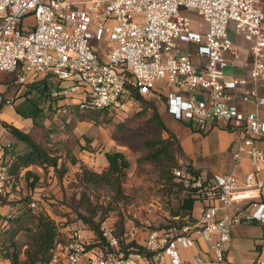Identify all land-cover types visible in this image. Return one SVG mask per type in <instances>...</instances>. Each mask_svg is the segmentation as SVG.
<instances>
[{
    "label": "built area",
    "instance_id": "1",
    "mask_svg": "<svg viewBox=\"0 0 264 264\" xmlns=\"http://www.w3.org/2000/svg\"><path fill=\"white\" fill-rule=\"evenodd\" d=\"M183 10L200 16L197 28ZM236 37L251 54L249 67ZM92 40L115 46L102 56ZM228 66L234 74L223 73ZM0 71L18 84L50 75L89 109L119 110L161 87L170 116L202 132L225 123L236 136L234 160L251 163L243 176L208 177L183 162L173 173L197 197L198 216L146 232L132 226L124 242L138 245L126 248L112 225H101L100 235L76 227L55 242L45 264H227L232 228L243 222L260 225L251 264H264V0H0ZM10 104L0 93V106ZM23 187L0 143V207ZM29 204L36 207L34 197ZM5 214L0 264H13L1 254ZM198 239L206 254L185 256Z\"/></svg>",
    "mask_w": 264,
    "mask_h": 264
},
{
    "label": "rangeland",
    "instance_id": "2",
    "mask_svg": "<svg viewBox=\"0 0 264 264\" xmlns=\"http://www.w3.org/2000/svg\"><path fill=\"white\" fill-rule=\"evenodd\" d=\"M183 12L192 18L194 28H197L200 16L194 11ZM92 44L102 56H105L104 49L115 46V43L108 40L102 43L92 40ZM239 47L242 61L249 67L250 56L246 43ZM234 72L231 66L223 70L226 75H232ZM19 88L15 75L0 71V93L4 97L19 99L26 86L21 87L20 93ZM162 92V88L157 87L153 92L155 94H152L156 95V98H151L159 112L165 111ZM78 101V95H73L68 97L65 103L73 106ZM4 107L5 105L0 106V110L2 109L0 116L24 131H29L45 147L56 151L55 154L60 156L61 169H66L64 173H60L52 167L48 169L41 166L32 167L40 177L35 188L30 189V197H34L36 201L34 211L53 216L61 231V237L66 233L65 228L69 230L79 226L88 227L79 218L78 213H83L87 217L94 216L96 221H102L101 225H112L118 232L121 231L123 224V233L128 232L132 226L139 227L143 232L161 229L180 216L176 215V212L189 191L175 177L173 169L186 161L181 159L182 153L179 149L175 152L177 165L169 167L168 164L158 165L147 160L148 153L142 141L147 138L166 137L167 133L160 132L149 122L148 119L153 114L152 109L145 110L141 102L126 105L111 115L110 122L100 124H96L88 117L73 115L70 108L66 111L61 110L46 120L45 129L34 127L28 119L12 121L11 108ZM1 130L3 127H0V134ZM5 134L4 129L0 135V141L4 143ZM116 149L123 151L130 163L122 183V194H117L107 186L86 183L82 176L83 167L96 172L106 170L108 162L104 152ZM22 181L26 192L28 186L24 180ZM33 181L31 177L30 182ZM4 206L2 203L0 212H10L11 204ZM30 215L21 218L16 228L9 232L10 235L15 230L14 240L23 260L26 259L24 251L30 243L26 227L33 226L36 221L35 214ZM7 239L4 235V245L8 244Z\"/></svg>",
    "mask_w": 264,
    "mask_h": 264
},
{
    "label": "trees",
    "instance_id": "3",
    "mask_svg": "<svg viewBox=\"0 0 264 264\" xmlns=\"http://www.w3.org/2000/svg\"><path fill=\"white\" fill-rule=\"evenodd\" d=\"M19 86V93L21 92V87L26 86V90L20 95L19 99L12 100L15 111L23 118H30L33 126L39 129H45L46 120L61 110L66 111L69 108L73 115L88 117L96 124L110 122L111 115L118 111L108 107L100 109L84 108L81 107L80 102L75 103L73 106L65 103L66 99L73 95L64 94L60 82L50 75L39 77L33 82L19 83ZM53 92H56V94H53ZM151 98L155 99L156 95H137L138 102H141L145 110L152 109L153 114L148 119L149 122L155 125L160 132H166L167 136L147 138L142 141V145L146 149V153H148L146 158L158 165L168 164L169 167L177 165L178 159L175 152L177 149L181 152V147L178 137L168 127L163 118V113L166 111V97L163 96L165 110L163 112L158 111L155 101ZM0 123L23 145L22 147L18 146V144L3 146L5 147V153L9 159L12 173L19 179L24 180L26 186H28L26 193H22L20 198L10 203L9 213H11V216L4 215L7 223L3 230L1 254L5 258H10L13 264H45L49 259L50 249L61 238V231L53 216L45 212H35V209L29 204L32 199L30 197V189L35 188L36 181L40 177L32 167L41 166L45 169L52 167L53 170L60 173H64L66 169H61L60 156L55 154L57 152L45 147L29 131H24L6 120H0ZM104 154L108 162L107 169L102 172H96L83 167V180L95 186H107L117 194H122V183L126 177V170L130 165L129 160L123 151L117 149L105 151ZM206 175L208 177L212 176L211 173ZM31 177L34 180L33 182H30ZM197 200L196 196L188 192V196L182 199L176 212V215H180V218L173 220L170 225L186 221L184 217L188 215L189 218L187 220H190ZM30 214H35L36 221L33 226L26 227L30 243L24 251L26 259L23 260L20 258V251L14 240L15 230L10 235L9 232L16 228L21 218L27 215L31 216ZM78 215L88 225V229L94 230L99 235L101 234L102 221H96L94 216L87 217L83 213H78ZM121 225V231L118 232L116 229V232L121 238L123 247L137 246L138 244L135 240H131L128 243L124 242V225ZM4 235L8 238V244L5 245L3 243Z\"/></svg>",
    "mask_w": 264,
    "mask_h": 264
},
{
    "label": "crops",
    "instance_id": "4",
    "mask_svg": "<svg viewBox=\"0 0 264 264\" xmlns=\"http://www.w3.org/2000/svg\"><path fill=\"white\" fill-rule=\"evenodd\" d=\"M235 41L237 42L238 46L242 47L244 42L240 38L236 37ZM249 56V61H251L252 57L250 52ZM236 72L241 74L243 70L242 68H238ZM7 106H9L13 112L10 118L12 121L17 122L23 119L31 120L30 118H23L21 115H17L18 113L15 111L13 103L10 105H5V107ZM254 108V104L249 105V109ZM163 118L168 127L179 139L182 153L181 159L183 161L190 162L193 167L199 170L201 173L227 174L230 172H235L243 176L251 169V163L248 158H243L239 163L234 160L232 155L233 147L231 145L233 139L236 136L234 133L229 131L225 123H221L218 126L211 127V129L206 132H202L191 128L187 124L177 119H174L166 111L163 113ZM0 120L5 119L0 116ZM0 127H3L1 123ZM4 129L6 130V137H4L6 139V143L0 141L2 145L18 144L20 147L23 146L5 127H3V130H1V134H3ZM259 146L264 147L261 144H259ZM6 206L9 205H5L4 207ZM198 208L199 202L196 201L192 214L193 216L199 215ZM64 230L68 231L67 228ZM261 238V227L256 222H243L234 225L232 228V237L227 251V264H251L257 255ZM207 250V243L202 239H198L197 244L188 251L184 250L183 254L185 256L192 257L197 253L206 254Z\"/></svg>",
    "mask_w": 264,
    "mask_h": 264
}]
</instances>
